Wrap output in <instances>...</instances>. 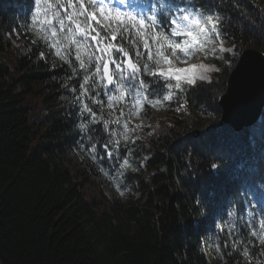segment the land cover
I'll return each instance as SVG.
<instances>
[{"label":"trees","instance_id":"16d2710c","mask_svg":"<svg viewBox=\"0 0 264 264\" xmlns=\"http://www.w3.org/2000/svg\"><path fill=\"white\" fill-rule=\"evenodd\" d=\"M31 3L0 0V264H264V245L250 234L264 221V195H256L264 194V116L240 132L218 126L224 77L219 96L218 84L189 90L179 112V94L158 108L145 103L149 121L130 118L131 129L142 127L127 141L123 119L110 124L111 136L102 124L83 131L88 118L76 96L84 73L77 64L74 75L28 27ZM215 3L240 52H264V0ZM96 93L106 101L104 90ZM108 113L105 105L110 121L118 110ZM109 139L119 141L111 159L100 147ZM80 155L83 168L71 170ZM124 159L131 167H120ZM221 159L208 184L195 182Z\"/></svg>","mask_w":264,"mask_h":264},{"label":"snow or ice","instance_id":"6c2138e0","mask_svg":"<svg viewBox=\"0 0 264 264\" xmlns=\"http://www.w3.org/2000/svg\"><path fill=\"white\" fill-rule=\"evenodd\" d=\"M125 5L133 7L128 0H35V35L70 65L74 75H79L77 64L84 73L76 96L81 117L88 118L80 123L81 130L92 132L93 124L109 130L110 124L120 125L123 119V138L127 141L130 118L139 117L145 103L158 108L179 94L184 97L176 109L179 112L186 109L189 90L195 93L205 85L218 84L219 96L224 77L242 87L251 76L253 70L241 56V45L229 40L228 29L223 27L227 17L217 12L215 0H148L135 5L138 11H124ZM201 56L218 60L221 66L206 64ZM178 62L186 66L178 67ZM97 88L104 90L106 101L99 98ZM71 91L75 93L76 87ZM90 104L97 105L99 112ZM105 105L109 116L118 110L116 119L104 118ZM125 108L129 109L128 118ZM110 145L118 149L119 141L109 139L100 144L108 159L114 156ZM91 151L96 152L95 145ZM120 167L131 165L124 159ZM221 167L222 159L221 163H210L195 182L208 184ZM250 234L264 245V221L259 232L252 230ZM242 255L251 260L254 254L243 248Z\"/></svg>","mask_w":264,"mask_h":264},{"label":"water","instance_id":"95a60500","mask_svg":"<svg viewBox=\"0 0 264 264\" xmlns=\"http://www.w3.org/2000/svg\"><path fill=\"white\" fill-rule=\"evenodd\" d=\"M241 56L246 65L253 70L252 74L242 87L230 84L228 77L226 91L218 103L222 108L219 125L229 124L235 130L254 124L264 107V52L248 48ZM195 132L199 134V130Z\"/></svg>","mask_w":264,"mask_h":264},{"label":"rangeland","instance_id":"374dc122","mask_svg":"<svg viewBox=\"0 0 264 264\" xmlns=\"http://www.w3.org/2000/svg\"><path fill=\"white\" fill-rule=\"evenodd\" d=\"M35 13V9H34V11H33V14ZM32 25H33V21H32V19H31V24H30V27L29 28H32L33 29V27H32ZM6 41H9L10 42V44L11 45H13V46H17L18 45V40H16V36L14 37V36H12L11 34H9V35H6ZM226 46H229V45H227L226 44ZM54 51V50H53ZM59 58V57H58ZM60 59V58H59ZM201 59L203 60V62L204 63H206V64H212V63H215V60L214 59H203V57L201 56ZM193 62H198V61H196L195 60V58H193ZM216 64V63H215ZM177 66L178 67H185L186 65H184V64H180L179 62L177 63ZM217 66V65H216ZM145 110H146V107H144L143 108V110H142V112L140 113V116L139 117H136V116H131V120H134V121H141V122H147V121H149V116H147V115H145ZM155 114H157V115H163V113L162 112H160L158 109H155ZM131 131H132V129H131V127L129 126V131H128V133H127V135L130 137V134H131ZM121 135H122V137H123V134H124V129H122L121 131ZM72 158H73V165H72V169L71 170H73V171H75L77 168H83V166H82V163H83V156H72ZM101 178V176H98V179H100ZM91 189L95 192V188H93V187H91ZM103 192L108 196V197H110L112 194H114V191L112 192V190H110V189H108V188H106V187H104L103 188ZM207 261H209L210 263H214V257L212 256V255H207Z\"/></svg>","mask_w":264,"mask_h":264}]
</instances>
